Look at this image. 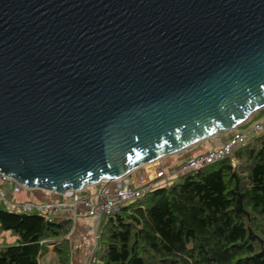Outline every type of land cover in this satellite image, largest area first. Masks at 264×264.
Segmentation results:
<instances>
[{
  "label": "water",
  "instance_id": "water-1",
  "mask_svg": "<svg viewBox=\"0 0 264 264\" xmlns=\"http://www.w3.org/2000/svg\"><path fill=\"white\" fill-rule=\"evenodd\" d=\"M264 109V0H0V175L81 192Z\"/></svg>",
  "mask_w": 264,
  "mask_h": 264
},
{
  "label": "trees",
  "instance_id": "trees-1",
  "mask_svg": "<svg viewBox=\"0 0 264 264\" xmlns=\"http://www.w3.org/2000/svg\"><path fill=\"white\" fill-rule=\"evenodd\" d=\"M70 228L66 219L0 206V230L17 237L0 247V264H39L49 239L58 263L68 264ZM91 264H264V131L103 218Z\"/></svg>",
  "mask_w": 264,
  "mask_h": 264
},
{
  "label": "built area",
  "instance_id": "built-area-1",
  "mask_svg": "<svg viewBox=\"0 0 264 264\" xmlns=\"http://www.w3.org/2000/svg\"><path fill=\"white\" fill-rule=\"evenodd\" d=\"M262 111L264 112V109H262ZM241 125L240 128H236L228 133V137L218 148L207 150L202 154L185 160L184 163L172 173V176L179 173L197 171L202 167L225 158L231 154L233 150L242 145L249 137L264 131V115L255 123ZM134 172H131L127 176L118 180L109 182L112 184V189L109 192L104 191V189L95 188L92 197L82 196L81 192L68 190L61 194H52L56 197V200L54 201H48L45 203L23 201L15 204L6 201L5 193L7 191L12 195L19 194L21 191H29L22 189L10 178H5L0 175V203L5 206L18 208L19 213L41 215L45 217L47 221H55V218L74 221L75 208L79 206L82 208V216L90 217L97 222L94 230V240L96 243L99 223L103 218L116 213L123 205L139 198L155 186H159L162 180L166 179L162 172L158 174L155 173L153 177L150 178L144 174L134 176ZM53 246L54 240L49 239L46 241V250L49 253L53 251ZM90 261H93L92 255L89 262Z\"/></svg>",
  "mask_w": 264,
  "mask_h": 264
},
{
  "label": "crops",
  "instance_id": "crops-1",
  "mask_svg": "<svg viewBox=\"0 0 264 264\" xmlns=\"http://www.w3.org/2000/svg\"><path fill=\"white\" fill-rule=\"evenodd\" d=\"M228 137V133L219 134L216 135L206 141H203L201 143L196 144L192 148L185 150L183 152H180L174 157H177V160L179 162L184 163L185 160H187L190 157L196 156L198 154L204 153L207 150L218 148L222 145V143L225 141V139ZM204 146L206 148H204ZM172 156L165 157L159 161H157L155 164L148 165L144 167L143 169L139 168L137 171H135L137 174H144L147 177H153L155 173L162 172L163 175L166 177V179H163L160 185H163L165 182L169 181L173 176L172 173L178 169V167H175L174 170L172 168L168 170V172H165V168L169 167L170 163L172 162ZM142 170V171H141ZM104 189V191H111L112 184H98L95 187H89L88 189H85L83 192L81 191L82 196H93L94 189ZM21 191L19 194L12 195L9 191L5 193V199L7 202L12 201V196H17L16 201L17 203L23 202V201H34V202H48V201H54L56 200V197L50 193L41 192V191H30L26 192L25 194L29 195V199L23 195ZM22 194V195H21ZM62 218H55L56 220H61ZM67 220V219H66ZM71 222V228L67 236L64 237L68 244V264H88L89 259L91 255L94 252L95 248V242H94V230L97 225V222L90 218V217H84L82 216V208L76 207L75 208V219ZM101 223V221H100ZM99 223V225H100ZM99 232V231H98ZM44 263L46 264H59L58 260L53 252L47 253V256L45 257Z\"/></svg>",
  "mask_w": 264,
  "mask_h": 264
},
{
  "label": "rangeland",
  "instance_id": "rangeland-1",
  "mask_svg": "<svg viewBox=\"0 0 264 264\" xmlns=\"http://www.w3.org/2000/svg\"><path fill=\"white\" fill-rule=\"evenodd\" d=\"M251 116H253V115H251ZM246 122H248V119L243 123V124H245ZM242 125H239L237 128H240ZM204 148H206L205 146H204ZM215 149V148H214ZM202 154V153H201ZM176 155V154H175ZM172 162L170 163V165H169V167H167V168H165L164 170H165V172H168V170H170L171 168H172V170H174V168L175 167H178V166H180V165H182L183 163L182 162H179L178 160H177V157H174V155H172ZM156 162H153L152 163V165L153 164H155ZM235 163V161L231 158V164H234ZM144 168V166L143 167H141V169H143ZM179 168V167H178ZM142 171V170H141ZM171 171V170H170ZM181 173H179V174H177V175H174L170 180H172L173 178H175V177H177L178 175H180ZM138 174L136 173V172H134V176H137ZM170 180L169 181H167V182H165L163 185H168L169 183H170ZM86 189H88V188H86ZM85 190V189H84ZM84 190H82V192L84 191ZM22 193H24L23 195H25V197H27L28 199L30 198L29 197V195H27V194H25L26 193V191H23ZM29 193H31L30 191H29ZM22 195V194H21ZM16 197L17 196H12V201H11V203L12 204H15V203H17V201H16ZM0 206H2V207H4V208H6L7 210H9V211H12V212H18V208H16V207H13V206H5L4 204H2V203H0ZM16 235L15 234H13L11 231H1L0 230V247H2V246H10V245H14V244H16ZM94 242H95V240H94ZM95 246H96V243H95ZM45 248H46V246H45ZM53 248H54V246H53ZM95 249V248H94ZM53 252V251H52ZM47 253H48V251H47ZM92 258H93V254H92ZM90 260V259H89ZM88 260V261H89ZM44 261H45V258H43V259H41V261L39 262V264H46V263H44ZM90 264H91V261L89 262ZM88 263V264H89Z\"/></svg>",
  "mask_w": 264,
  "mask_h": 264
},
{
  "label": "bare ground",
  "instance_id": "bare-ground-1",
  "mask_svg": "<svg viewBox=\"0 0 264 264\" xmlns=\"http://www.w3.org/2000/svg\"><path fill=\"white\" fill-rule=\"evenodd\" d=\"M152 163H150V164H147V165H145L144 167H146V166H148V165H151Z\"/></svg>",
  "mask_w": 264,
  "mask_h": 264
}]
</instances>
